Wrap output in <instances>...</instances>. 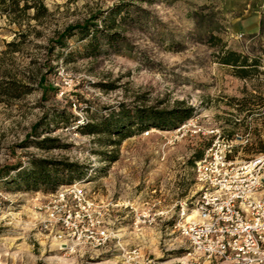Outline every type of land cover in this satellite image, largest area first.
Instances as JSON below:
<instances>
[{"label": "rangeland", "instance_id": "1", "mask_svg": "<svg viewBox=\"0 0 264 264\" xmlns=\"http://www.w3.org/2000/svg\"><path fill=\"white\" fill-rule=\"evenodd\" d=\"M42 1L45 13L23 26L18 51L6 53L4 63L30 76L33 90L0 102V170L15 167L0 177V264H122L123 254L132 250V264H213L195 254L176 227L180 204L190 206L198 188L194 163L187 160L209 145L211 130L232 139V160L264 152L262 115L234 107L241 98L257 102L250 96L261 93L264 104V0ZM118 2L126 5L114 17L117 25L107 28L97 21L90 55L76 35L63 48L50 42L64 27L107 15ZM260 18L262 31L250 38L258 33L252 29ZM11 28L0 17V51L13 36ZM212 35L256 56L260 72L245 80L230 75L215 62ZM119 103L157 110L190 106L192 112L175 128H149L118 144L101 145L94 140L105 135L81 132L82 124L99 122ZM40 118L34 135L30 126ZM41 138L48 139L43 147L36 144ZM38 160L72 167L49 171L55 184L21 181L18 173L24 175ZM73 180L103 208L115 234L98 250L63 246L54 230L43 227L46 216L37 207ZM140 214L153 220L137 222Z\"/></svg>", "mask_w": 264, "mask_h": 264}, {"label": "built area", "instance_id": "2", "mask_svg": "<svg viewBox=\"0 0 264 264\" xmlns=\"http://www.w3.org/2000/svg\"><path fill=\"white\" fill-rule=\"evenodd\" d=\"M210 132L212 141L193 164L197 193L190 206L180 204L178 233L195 254L210 263L262 264L264 152L232 160V139L220 136L217 130ZM50 195L37 209L46 216L43 227L54 230L53 238L63 246L98 250L115 239L103 208L92 204L80 180L60 184ZM190 212L194 216L187 221ZM152 220L143 214L136 219L142 223ZM133 252L123 254L122 264H132L129 254Z\"/></svg>", "mask_w": 264, "mask_h": 264}, {"label": "trees", "instance_id": "3", "mask_svg": "<svg viewBox=\"0 0 264 264\" xmlns=\"http://www.w3.org/2000/svg\"><path fill=\"white\" fill-rule=\"evenodd\" d=\"M126 4L118 2L111 6L107 15L98 13L90 16V19H85L80 24L68 25L64 27L59 33L56 34L53 40L50 42L54 43L58 48L65 46L66 40L72 36H77L79 40H85L84 49L86 50L85 55H90L93 49L96 48L95 34L98 31L97 21H102L103 25L107 28H114L117 23L114 17L121 13L122 9ZM31 11V13H28ZM46 8L42 0H0V17L5 19L7 25H12L10 29L12 32L11 40L5 42L6 49L0 51V102L8 99H18L29 94L33 90V86L29 84L30 76L20 74L13 68H8L4 65L6 59V53L18 51L17 45L22 37L25 35L24 25H28L30 19L38 21L39 18L45 13ZM262 18L258 22V33L250 34V38L257 37L262 31ZM117 33L108 34L109 41ZM210 43L215 45V62L223 67L229 69L230 75L239 79H249L255 73L260 72L259 59L256 56H248L247 54L236 51L234 49L226 47L217 36H210ZM89 51V52H88ZM88 52V54H87ZM42 79H39V84L42 83ZM40 87V86H39ZM256 98L257 102L250 103L248 99L241 98L234 104L236 110L245 109L248 113H255L262 115L264 119V108L260 96ZM250 98V99H251ZM253 105L255 107H246ZM262 108V110H258ZM192 107L187 106L184 108L175 106L169 109H154L152 107L139 108V107H125L123 103H119L117 108L109 110L104 116H102L99 122H86L80 126L81 132L85 134H100L105 135L103 137L95 138V142L104 145L106 144H118L120 140L129 137L133 134H140L147 129H171L175 128L178 124L190 117ZM57 117L61 120L65 119L61 112L58 113ZM43 118V117H42ZM42 118L38 119L31 124L30 129L32 133L37 134V129L42 125ZM236 125V123H234ZM115 135V140L105 141V137ZM109 139V138H108ZM48 140L47 138H41L36 141V144L43 147L42 143ZM208 145L206 142L203 148L195 149L188 158L187 163L192 165L197 159H199L203 153V149ZM264 149V146L259 148ZM258 150V151H260ZM114 160L111 157L110 160ZM59 163L46 162L38 160L33 164V168L28 172L24 173L20 171L18 175L21 177V181H31L32 184L37 183H49L55 184L58 180H51L49 171L55 172L56 169L61 168L62 170H69L72 164H62L60 167ZM4 168V167H3ZM0 170V177H4L10 170L15 167ZM75 181V180H73ZM69 183V182H68Z\"/></svg>", "mask_w": 264, "mask_h": 264}, {"label": "bare ground", "instance_id": "4", "mask_svg": "<svg viewBox=\"0 0 264 264\" xmlns=\"http://www.w3.org/2000/svg\"><path fill=\"white\" fill-rule=\"evenodd\" d=\"M152 131H155V129H152ZM263 175H264V173H263ZM193 216H194V213L193 212L187 213L186 214V217H185V220L188 221V220L192 219Z\"/></svg>", "mask_w": 264, "mask_h": 264}, {"label": "crops", "instance_id": "5", "mask_svg": "<svg viewBox=\"0 0 264 264\" xmlns=\"http://www.w3.org/2000/svg\"><path fill=\"white\" fill-rule=\"evenodd\" d=\"M257 30L258 29V23H257V25H256V27H254L252 30ZM260 97H263V94L261 93V94H258Z\"/></svg>", "mask_w": 264, "mask_h": 264}]
</instances>
